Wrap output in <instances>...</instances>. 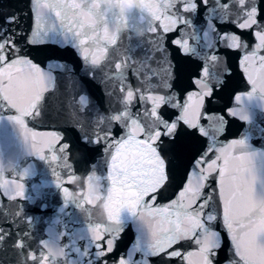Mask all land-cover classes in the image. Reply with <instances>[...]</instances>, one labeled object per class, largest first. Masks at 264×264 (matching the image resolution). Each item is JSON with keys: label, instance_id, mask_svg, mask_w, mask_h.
<instances>
[{"label": "snow or ice", "instance_id": "1", "mask_svg": "<svg viewBox=\"0 0 264 264\" xmlns=\"http://www.w3.org/2000/svg\"><path fill=\"white\" fill-rule=\"evenodd\" d=\"M211 3L217 11L199 28L196 20L210 0H140L138 19L147 22L150 40L139 53L121 46L128 19L113 14L109 21L98 0H29L23 14L0 9V111L13 113L8 119L18 126L28 154L48 164L54 178L51 192L45 182L34 186L37 217L24 206L28 170L0 165V212L10 217L0 224V250L14 235L15 264L18 257L24 264H264V196L255 188L259 153L246 138L230 136L232 119L249 117L224 102L234 87L233 61L251 89L235 92V102L264 95V0ZM157 38L168 52L170 74L159 71L162 57L151 45ZM69 56L90 66L86 75L93 81L94 70L112 60L105 114L98 104L90 108L87 84L74 74ZM184 60L197 65L186 80ZM62 75L70 91L63 115ZM49 106L56 108L57 122L39 131ZM29 120L38 126L29 127ZM97 156L103 158L105 193L67 201L77 163ZM154 156L164 167L159 187L148 183ZM56 197L60 212L74 207L85 214L86 231L62 226L54 246L52 225L60 221L43 213ZM103 198L113 216L97 221L92 212ZM121 209L137 232L131 242L125 241L128 221ZM19 221L28 227L21 231ZM40 223L48 227L31 247ZM77 240L84 246L69 252ZM73 253L76 259H70Z\"/></svg>", "mask_w": 264, "mask_h": 264}, {"label": "water", "instance_id": "2", "mask_svg": "<svg viewBox=\"0 0 264 264\" xmlns=\"http://www.w3.org/2000/svg\"><path fill=\"white\" fill-rule=\"evenodd\" d=\"M99 10L102 13H106L111 21L113 14L121 17H126L129 21V28L127 31L121 33V46L130 44L139 53L144 49L149 47L150 37L147 33L148 24L147 22L141 23L138 19V10L141 7L140 0H98ZM218 2V0H217ZM227 2V0H226ZM29 0H0V9L4 10V14H12L16 12L27 13ZM233 8L235 5L233 4ZM217 9L212 5L211 0L209 8L207 10L201 8L199 13V19L196 23L199 28H204V19L211 21L212 14L216 12ZM223 14V13H221ZM22 22H27V17L22 15ZM190 23L192 21L190 20ZM113 25L109 22V28L111 29ZM144 29L141 35L139 29ZM184 34H187L185 30ZM211 39L210 33L207 37ZM162 38H157L151 40V45L156 49L160 56L159 71L162 74H170V68L168 60V52L164 51L161 47ZM168 51H171L169 49ZM114 50H109V57L114 55ZM71 61L70 67L74 70V74L78 76L81 80L85 81L87 84V95L90 97L91 101L94 103L90 105V108H95L96 104L99 105V112L101 115L105 114V93L108 91L109 87L113 84L112 79V60L108 59L97 67L94 71L96 74V80L93 81L88 78L86 73L89 71L90 66H86L79 57H68ZM197 59L203 60L204 57L197 56ZM143 63V62H142ZM183 64V76L186 80L187 77L195 71L197 65H195L190 60L182 61ZM233 89L230 90L229 94L225 97V103L231 104L238 110L246 113L249 117L247 121L240 118L232 119L230 124V136L246 138L251 150L259 153L256 160V195L264 196V95L257 92L251 98L247 96L244 97L240 104H237L233 99L235 92L247 93L251 89L242 80L239 69L236 67L235 61H233ZM58 96L61 101V115L66 111V104L64 103L70 98V91L68 88V80L64 76H60L58 82ZM13 113L0 111V165L3 166L5 170H14L15 172H22L27 169L29 172L28 177L25 179L24 183L26 185V196L28 199L24 201V206L29 214L34 216H40L39 203L33 204L32 200L34 197V186L45 182L48 185V191H52V186L54 184V178L52 176L51 168L44 161L39 160L35 156L29 155L26 147L24 146L23 138L20 135V130L18 126L11 120L8 116ZM92 115V112H89ZM57 111L55 107L49 106L45 113L44 123L45 126L35 125L31 120L28 121L29 127H37L39 131L49 130L47 125L54 126L57 122ZM74 156L73 159H77ZM91 164L96 165V169L91 167ZM153 170L149 175L148 183L159 187L164 183V167L163 161L159 159L158 156H154L152 160ZM77 172L73 173L70 177L71 189L69 192L65 193V199L69 202L76 203L81 202L86 199H93L100 197L105 193L106 185L103 179L104 168H103V158L102 156H97L90 163L79 162L76 165ZM48 210L43 213L44 217L51 218V220L59 219V224H53V232L50 237L51 242L55 246L56 234L60 231L61 227H67L69 232H75L77 229L85 230V214L75 209L74 207H69L60 212L58 207L61 204L59 197L48 199ZM113 208L107 198L97 199L96 207L92 212V215L97 221H107L113 216ZM120 216L125 217L128 221L126 228L125 241L131 242L136 239L137 232L133 226L131 218L128 217L126 210H120ZM10 217H5L2 212H0V224L3 220ZM73 221H79V223H73ZM20 230H25L28 226L19 221ZM47 223H40L37 230L32 233L35 237L31 240L30 246L35 247L38 240L43 238V233L47 229ZM15 236L10 237L4 242L3 250H0V264H15V254L14 249L11 247ZM75 239V237H72ZM70 238L65 237V243H69ZM83 247V241L77 240L76 244H72L68 249L71 252L72 248ZM76 254L70 257V259H76ZM17 264H24L22 257L17 258Z\"/></svg>", "mask_w": 264, "mask_h": 264}]
</instances>
